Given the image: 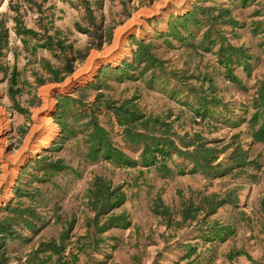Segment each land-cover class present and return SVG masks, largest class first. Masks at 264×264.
I'll use <instances>...</instances> for the list:
<instances>
[{"label":"rangeland","instance_id":"374dc122","mask_svg":"<svg viewBox=\"0 0 264 264\" xmlns=\"http://www.w3.org/2000/svg\"><path fill=\"white\" fill-rule=\"evenodd\" d=\"M193 4H224L235 23L218 16L195 26L191 39H180L174 35L180 25L172 29L170 21ZM139 11L147 14L139 15L136 30L114 45L115 31ZM22 27L34 36L22 40L16 31ZM47 36L49 47L41 44ZM217 39L247 49V68L231 64L240 84L224 77ZM137 41L155 56L153 66L131 61ZM120 49L115 62H103ZM90 59L94 68L87 69ZM123 59L131 61L124 71L112 68ZM263 77L264 0H0V224L5 220L20 236H4L0 264H264V142L249 135L252 96ZM202 93L220 100L208 103L203 116L193 109ZM60 95L69 98L64 103ZM121 108L211 140L222 148L217 159L236 144L251 162L210 176L187 163L164 172L139 161L93 159L87 154L91 120L106 129L112 145L138 158L141 144L125 134L122 114L115 113ZM42 112L54 128L44 145ZM54 159L65 167L50 174L46 165ZM180 160L166 158L171 166ZM95 176L108 189L118 185L120 204L107 209L90 196ZM228 189L236 202L205 210L202 195L217 199ZM6 204L31 207L34 227L22 222L30 216L26 210L21 218ZM121 212V220H107Z\"/></svg>","mask_w":264,"mask_h":264},{"label":"trees","instance_id":"16d2710c","mask_svg":"<svg viewBox=\"0 0 264 264\" xmlns=\"http://www.w3.org/2000/svg\"><path fill=\"white\" fill-rule=\"evenodd\" d=\"M216 6V4H193L192 8L188 9L186 12L175 15L174 20L170 21V26L172 27V29H174L176 25L179 24L180 28L175 30L174 35H176L180 39H185L186 37H189V39H191L190 37L194 34V27L200 26L199 24L201 22L208 25L210 23V19L215 20L218 16L223 17L228 15L229 8L226 5L222 4L217 7ZM215 7L217 8L218 13L216 15H212L210 11ZM227 19L228 22L235 23L234 18L230 17L229 15L227 16ZM16 31L17 33L21 32V36L24 35L22 36V40L24 41L26 40L25 38L27 37L29 32L32 36H34L35 34L33 30L24 27H22L21 29L18 28L16 29ZM208 35L210 34H208L207 30H205L202 36L208 38ZM28 37H30V35ZM51 37L52 36H47L43 40V42H41V44L43 46L49 47L51 45ZM200 41H202L201 38ZM212 42L213 40H210V43ZM217 42L218 46L216 50V60L224 68V77L229 81L240 84V79L233 72V66L231 64L235 62L236 64H241L244 68H247L248 58L250 56L247 52V49L241 44L233 45L230 42H224V40L222 39H217ZM131 61H135V64L139 63L140 66L151 67L153 66L152 63L156 61V58L153 54H151V52L148 51L143 41H137ZM131 61L123 59L116 66H112V68L124 71L130 65ZM70 68L71 67L68 64L62 66V70L64 72L70 71ZM207 82V87L212 89L214 87V84L210 77L207 78ZM60 98L65 103L67 101V98L69 97L67 95H60ZM219 101V98L215 97V95L208 97L203 93L197 94V105L193 109L197 114L203 116L206 114V112L209 111L207 106L208 103L217 104L219 103ZM252 101L254 110L249 117L250 125H252L249 135L254 141L264 142V77L258 81V84L256 85V88L253 92ZM115 113L122 114V118L120 121L126 125L124 127L125 134L128 135L132 141L134 140L135 142H139L141 144L139 146L140 150L138 152V158L134 159L123 150H120L116 146L112 145L106 129L101 126L96 120H91V127L87 132L88 140L90 141V146L87 149V154L93 157V159H96L98 158V156H100V158L102 159H110L121 165L135 164L137 161H139L142 165L154 164L157 168L164 172L171 171L175 165L177 169L181 171V166L183 167L185 163H187L190 170H196L210 176L222 175L233 167L243 166L246 163L251 162V158H247L246 149L241 148L236 144L232 147V149L225 157H220L217 159L218 153L222 151V148H217L214 144H209V142H212L211 140H202L195 137L191 138L192 136H188L186 131H183L181 134H179L177 131L170 130L171 127L169 126L168 121L164 122L162 120H157L155 116H153V118H151L150 120V115H145L142 112L134 109L129 111L125 110V108L124 110L123 108H121L120 110L116 109ZM155 122H157V127L154 125ZM255 122L258 123L254 126ZM136 123H138V129L132 128L130 126L131 124ZM62 126H64L63 123ZM167 133L173 134L178 137L179 144L172 140V138H170ZM194 136L196 135L194 134ZM171 154H175L176 156L181 157V160L176 164L175 162H173L172 166L169 165L166 161V158L170 157ZM45 157L46 156L44 155L41 158ZM47 161L49 160H46V162ZM64 167L65 163L58 162V159H54L53 161L48 162V164L46 165V168L48 169V171H50V174H52L55 170ZM93 182L94 188H89L88 190L90 196L93 197L94 200L96 198V200L98 201L105 202V207L107 209L122 202L124 198V192L118 188V185L108 189L103 180L98 176H95L93 178ZM17 189L18 188H16V190ZM214 197H216V193L209 196L202 195L201 198H199L200 202L205 205V210L212 211L211 209L215 205H218V203L220 202H236L235 197L232 195V189H228L222 196H220V198L216 199ZM198 204H200L199 201L196 205ZM261 205H264V203L262 202ZM5 209L16 211V213H18L16 215L20 216L21 218L23 217L21 215V212L26 210L28 212L27 215L30 216L22 218V222L30 229L34 227L35 223L32 222L31 217L35 215H33V210L31 209V207L28 206L20 208L11 206V204H6ZM122 216V212L117 214H110L108 215L107 220H109L112 224L114 221L121 220ZM227 227L228 225L225 224L218 229ZM13 230V226L10 223L5 222V220L0 224V232L4 233L2 234L3 237H0V246L4 244L5 237H10L11 239L20 237L19 235L15 234ZM41 244L45 247H51L50 243ZM41 244H39L40 248L43 247ZM59 247L61 248V246ZM59 247H56V252L58 251Z\"/></svg>","mask_w":264,"mask_h":264},{"label":"bare ground","instance_id":"6f19581e","mask_svg":"<svg viewBox=\"0 0 264 264\" xmlns=\"http://www.w3.org/2000/svg\"><path fill=\"white\" fill-rule=\"evenodd\" d=\"M150 12V11H149ZM148 12V13H149ZM141 14H147L146 11H139L134 15V18L130 19L125 25H123L122 27L118 28L115 31V40H114V45H117L119 42H121L125 32L128 31H132V30H136L134 28H132L134 25H136L137 23H139V15L141 16ZM119 45V44H118ZM116 48V47H115ZM123 49V48H122ZM122 49H120L118 51V53H116V55H114L113 57L107 58L106 60H104L103 62H115L118 58H120V56H122V54L124 53V51H122ZM95 53V52H94ZM93 54V53H92ZM87 65V69L90 68H94V66H92V59H90L88 61ZM84 70V69H83ZM93 71V70H92ZM91 74V73H90ZM87 74V77L90 75ZM41 93V92H40ZM43 97V96H42ZM47 102L45 103V105L47 106ZM44 106V108L46 107ZM43 108V107H42ZM46 111V110H44ZM45 112H42V114H40L39 119H38V123L40 124L39 126H42L41 130H42V141L41 144L44 145L47 143L48 138H50V136L53 134L54 132V128L51 124L50 118L46 117L45 114H43ZM30 150H34V148H30ZM11 186V185H10Z\"/></svg>","mask_w":264,"mask_h":264}]
</instances>
